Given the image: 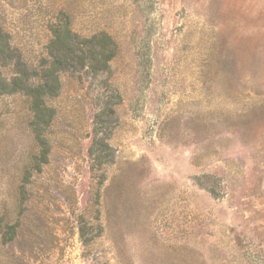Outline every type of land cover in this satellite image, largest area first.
I'll use <instances>...</instances> for the list:
<instances>
[{"label": "rangeland", "instance_id": "rangeland-1", "mask_svg": "<svg viewBox=\"0 0 264 264\" xmlns=\"http://www.w3.org/2000/svg\"><path fill=\"white\" fill-rule=\"evenodd\" d=\"M67 18L116 54L58 74L42 147L1 81ZM0 36V264H264V0H0Z\"/></svg>", "mask_w": 264, "mask_h": 264}, {"label": "trees", "instance_id": "trees-1", "mask_svg": "<svg viewBox=\"0 0 264 264\" xmlns=\"http://www.w3.org/2000/svg\"><path fill=\"white\" fill-rule=\"evenodd\" d=\"M69 24L67 18L60 25L52 27L51 38L46 47L47 62L40 68V73L26 63L17 62L15 75L10 82L4 79L1 81L6 92H22L29 98L33 130L42 147H47L43 129L54 114V110L45 104V98L58 91V74L63 71L104 72L108 69V62L116 54V43L108 33L101 31L91 36H81L73 32ZM9 50L3 36H0V56H4ZM17 235L16 224H2L0 220V249L11 248ZM80 238L83 246H87L83 233Z\"/></svg>", "mask_w": 264, "mask_h": 264}]
</instances>
